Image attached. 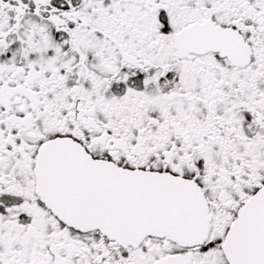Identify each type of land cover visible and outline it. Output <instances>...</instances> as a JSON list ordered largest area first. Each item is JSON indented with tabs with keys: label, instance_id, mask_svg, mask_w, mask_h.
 <instances>
[{
	"label": "snow or ice",
	"instance_id": "1",
	"mask_svg": "<svg viewBox=\"0 0 264 264\" xmlns=\"http://www.w3.org/2000/svg\"><path fill=\"white\" fill-rule=\"evenodd\" d=\"M0 264H264V0H0Z\"/></svg>",
	"mask_w": 264,
	"mask_h": 264
}]
</instances>
